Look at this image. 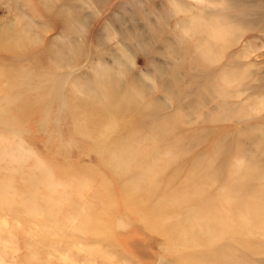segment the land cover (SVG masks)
Returning a JSON list of instances; mask_svg holds the SVG:
<instances>
[{
	"label": "rangeland",
	"instance_id": "rangeland-1",
	"mask_svg": "<svg viewBox=\"0 0 264 264\" xmlns=\"http://www.w3.org/2000/svg\"><path fill=\"white\" fill-rule=\"evenodd\" d=\"M179 1L205 17L188 34L171 0H0V264H264V0ZM211 24L228 41L196 72ZM101 63L145 102L88 91Z\"/></svg>",
	"mask_w": 264,
	"mask_h": 264
},
{
	"label": "bare ground",
	"instance_id": "bare-ground-1",
	"mask_svg": "<svg viewBox=\"0 0 264 264\" xmlns=\"http://www.w3.org/2000/svg\"><path fill=\"white\" fill-rule=\"evenodd\" d=\"M205 1L210 2L212 0H205ZM171 2L174 3V9L176 12H189L190 13V16H188L186 18H182V20L180 21L181 24L183 25V27L185 28L184 31L186 34L190 33L191 31L193 32V29H194L193 26L194 25H196V24L201 25L202 23L205 22V17L203 15L198 16L197 13L195 11H193L194 9L192 8L193 7L192 5L191 6H190V4L186 5L185 3H182L179 0H171ZM70 10H71V7L68 6V11H66L67 12L66 13L67 18H68L66 20H70V21H68V24L69 23L71 25L76 24V23L81 24L79 18L71 15ZM153 25L154 24H152V26ZM216 27L217 26H215L214 24H211L210 25V33L208 35L205 34V36L201 37L199 40L197 39L198 49L196 51V54H193V57H192V59L196 61V64L189 65L196 72L198 71L200 73H207V71H209L207 68L208 65H210V63H213L215 61H218L220 54H221V51H220L221 48L220 47L222 45H225V43L228 41V37H227L228 32H221L218 30L215 31ZM153 28H155V27H153ZM0 35L4 36V35H6V32L3 30H0ZM65 36L69 38V43H70L71 48H73V51L71 50L72 52L70 53V52H66L63 50L62 52H64L65 57H63L64 55H62L61 53L59 54V57L62 59V61H64V63L67 66H72V62L74 61L75 56H77V54L74 52L75 44H74L73 39L71 37H69L67 35H65ZM176 38L178 40H174V39L167 40V42H165L164 46L167 47L168 50L167 51L164 50V52L160 53L161 55H164L167 53L169 55V58L172 61V62H170V60H169V63H171V64H167V65H163V66L158 65L155 69V73L158 74L162 79L168 78V77L172 78L169 81L167 80L166 83L164 84L165 93L171 94V95L175 94L177 82H178V80H180V78L183 75V71L180 68V64H178V60L185 57V55H186L185 50L186 49L189 50L188 46H184V39L185 38H181L180 36H177ZM207 38H209V39H207ZM154 39H155V37L152 38V36H150L149 34H143V33L141 34L140 33L136 37L135 40H136L137 44L138 43L140 45L142 44L141 46H144V45L149 46L151 41H154ZM165 47H163V49H165ZM116 62L119 64L118 66L121 67V64L119 63V61L116 60ZM101 66L105 70L102 73L99 72ZM100 68H98V70L96 72V77H97L96 80H94L92 78L86 80L85 88L88 91H92L98 96L101 94L102 89L107 88L109 90L108 95L110 97L112 96V98H116V96L119 95L121 100L124 101V103L131 101V102L135 103L136 105L140 106L142 103L145 102L146 96H144L143 91L137 90L135 92V97H133L132 94L128 95V93L125 92L124 86L122 84V80L118 76V73L122 72L121 68H118V72H116L113 69V67L104 66L102 63L100 64ZM56 82H57V86H59V85H61L62 82H64V78L61 77V78L57 79ZM215 89H216L215 87L214 88L211 87L210 92L215 91ZM56 93L60 94L61 89L57 88ZM102 94H105V93H102ZM64 100L63 101L61 100L62 101L61 109L66 108V103ZM147 102H148L147 108L148 107H154L153 110H150L148 112L149 116L157 117L158 111H159L158 107L161 105H159L156 101L154 102L152 100H149ZM143 114H146V112H144ZM115 124H116V122L114 123V125ZM29 151H30V149H27L24 146H19L18 150H13L12 154H14V156H16V157H20V156H22L21 155L22 153H30ZM117 157H119V156H117ZM124 164L127 165L128 163L124 162ZM224 166H225V160L222 158V159H220V161L217 164L212 166L211 169L209 170V172L213 176L214 182H217L218 179L223 176ZM171 172H173V171H171ZM207 209H208V207H207ZM187 213H189V211H187ZM205 213H206V210H205ZM213 214L214 213H209V211H208V215H207V213L204 214V212L202 214L203 216L200 215L201 217H204V216L207 217V216L211 215L209 217V221H207V222H209L207 224L208 231L210 230V221L214 218ZM212 262L213 263H221V257L218 255L214 256V260H212ZM169 264H175V263L171 262Z\"/></svg>",
	"mask_w": 264,
	"mask_h": 264
}]
</instances>
